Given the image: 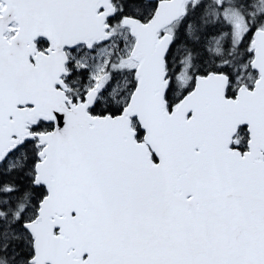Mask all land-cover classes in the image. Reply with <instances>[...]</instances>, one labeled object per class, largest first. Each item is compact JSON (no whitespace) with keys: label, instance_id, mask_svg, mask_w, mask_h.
<instances>
[{"label":"snow or ice","instance_id":"6c2138e0","mask_svg":"<svg viewBox=\"0 0 264 264\" xmlns=\"http://www.w3.org/2000/svg\"><path fill=\"white\" fill-rule=\"evenodd\" d=\"M0 264H264V0H0Z\"/></svg>","mask_w":264,"mask_h":264}]
</instances>
